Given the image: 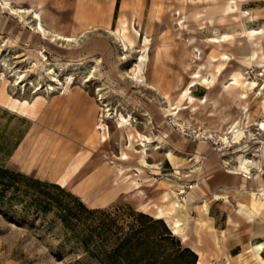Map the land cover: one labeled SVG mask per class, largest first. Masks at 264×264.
Wrapping results in <instances>:
<instances>
[{
  "label": "rangeland",
  "instance_id": "374dc122",
  "mask_svg": "<svg viewBox=\"0 0 264 264\" xmlns=\"http://www.w3.org/2000/svg\"><path fill=\"white\" fill-rule=\"evenodd\" d=\"M10 1L14 6L30 7L29 0ZM226 1L217 0V7L206 8L201 1L184 0H45L44 26L77 39L71 45L58 41L57 55L56 45L38 39L27 25L16 26L18 18L0 8V24H3L0 72L7 79V93L29 101L40 95L32 112L13 111L0 103V264H134L132 244L124 246L127 252L116 249L124 236L131 238L133 232L141 230L140 223L145 221L141 215L157 221L156 234L150 230L151 235L147 236L143 231L145 245L134 253L152 256L150 263L183 264L175 263L173 254L192 252L197 256L195 264L197 261L260 264L254 259L251 247L264 242V235H255L253 226L237 213L238 196L232 189L239 190L242 184L254 189L264 186V130L257 125L264 119V93L263 97L257 94L264 83V59L260 58L264 53V33L258 41L249 40L247 35L251 29L264 31V0H235L237 8L225 14L219 5ZM176 10L179 13L175 14ZM179 16H183L182 26L178 24ZM13 26L23 35L9 43L12 36L6 29ZM121 26L130 32L132 27L139 30L131 52L122 51L120 42L111 33ZM223 34L227 35L226 40L211 41ZM144 37L148 39L147 81L158 78L161 91L174 104L184 105L179 112L181 124L173 122L170 116L156 118L155 112L150 114L151 109L161 108L164 98L127 78L130 64L141 53ZM253 50L257 57H251ZM211 52L214 60L210 58ZM40 53L50 63H64L63 72H77V67L85 72L75 75L73 83L60 76L67 91L56 88L53 92L35 93L48 80L45 71L38 76L32 66L34 60L43 61ZM222 53L228 58H222ZM95 58L98 61L94 62ZM92 62L96 63L95 74L85 81ZM9 67L27 69L23 71L24 82L32 81V86L23 91L21 84H15V76H8ZM217 67H220L217 73L220 80L226 81L231 71L238 70L242 79L257 83L247 91L245 99L228 102L227 121H221L223 112L213 111L210 104L199 102L205 95H215L216 90L198 83L191 86L189 93L194 97L195 109L184 97L180 98L196 69L207 76ZM95 85L101 86L104 103L110 111L130 114L140 133L149 134L143 122L152 116L156 125L153 134L166 133L176 159H189L195 153L202 156L207 147L212 148L214 165L203 175V181L197 184L196 180L188 181L185 174L189 168L174 174L163 153L166 147L160 151L148 149V165L140 173L134 170L140 166L138 158L117 159L120 143L115 117H106L105 112L102 115ZM77 92L84 97H77ZM57 115L61 117L58 129L55 128ZM99 118L106 125V141L98 135L90 139ZM231 125L244 130L245 135L238 142L231 138ZM74 127L78 130H73ZM220 135H226L230 143H222ZM135 148L139 150V146ZM240 150L248 155L254 153L252 157L260 160L261 170H251L255 180L224 170L235 165L234 156ZM83 155L86 158L80 170L65 186L57 184L55 181L64 170ZM183 165L188 166L189 162ZM119 166L128 167L124 172L139 182L138 188L124 184L116 173ZM165 176L183 185L182 193H178L179 187L173 189L184 204L181 213H158L160 206L169 209L167 202L173 197L171 190L159 183ZM43 183L56 184L64 191L45 187ZM41 192H49L61 206L67 204L79 210L78 203L82 202L96 211L84 213L81 221L68 219L65 223L60 217L62 208L53 201L45 205L46 198ZM165 192H169L168 198ZM203 207L207 209L205 212ZM176 217L179 229L173 232L172 219ZM165 229L169 237L158 240L157 234L166 235ZM261 254L264 257V252ZM166 256H170L169 260L162 261ZM183 260L187 261L188 256Z\"/></svg>",
  "mask_w": 264,
  "mask_h": 264
},
{
  "label": "bare ground",
  "instance_id": "6f19581e",
  "mask_svg": "<svg viewBox=\"0 0 264 264\" xmlns=\"http://www.w3.org/2000/svg\"><path fill=\"white\" fill-rule=\"evenodd\" d=\"M45 0H29L30 7L25 9L20 6H14L11 4L10 0H0V8L5 9L9 15L12 17L18 18V21L15 22L16 26L18 23H22V26H28L32 32L35 35H38V39H44L48 41L52 45L58 44V41L65 42L66 45H71L72 42L77 43V39L75 36L72 35H65L57 31L54 27L46 28L42 22L43 14L45 11V8L43 7V2ZM186 3H194L197 1H201L205 7L212 8L217 7V0H184ZM237 8L235 0H227L223 5H219V9H221V12L227 13L229 11H232ZM179 13L178 10L174 12ZM179 21L178 24L180 26L183 25V20H181L182 17H178ZM13 23V22H12ZM16 26H13L12 29H6L10 31V34L12 36V39L9 40V43H12L13 41H17L21 38L20 33L17 31ZM0 28L3 29V24H0ZM87 28V27H86ZM85 28V29H86ZM111 33L116 36L118 41L120 42L121 49L124 52H131L136 44V40L139 35V30L132 27V32L125 26H121L120 28H117L115 30H111ZM263 29L255 30L251 29L248 31V38L249 40H259L263 36ZM227 35H222L220 38H212L211 41L213 42H219L222 40H226ZM147 38H143V46L141 48V53H139L138 57L130 64L129 70L127 71V78L130 80V82H134L135 84H138V86L142 87L143 89L152 92L157 93L161 95L162 98H164V103L159 108V110L151 109L150 114L152 112H155L156 118L157 116L166 117L170 116L176 124H181L180 122V116L179 112L185 108L182 104H174L172 98L167 95L165 92L161 91V88L159 86L158 78H155L154 82H148L146 78V53H147ZM62 44V43H61ZM59 45H56L54 48V53L57 55V48ZM40 55L43 57V61L34 60L32 61V66L35 68V72L38 76L41 75L42 70L45 71V73L48 76V80L45 82V86L42 87V85L38 86L35 89V93H39V91L44 92H53L56 88H63V91H67V86L65 85L63 87L62 82L60 81V76L64 75L65 79L67 80V83H73L75 79V75H78L79 73L85 72V69L78 68L77 72L74 71H67L63 72L64 63H61L59 61L55 63H50L47 60V56H45L43 53H40ZM222 58L226 59L228 56L225 53H222ZM251 57H257L256 50H253L251 52ZM122 58H125V55L122 56ZM210 58L215 59V56L213 53H210ZM261 59H264V53H261L260 55ZM2 64L4 66L8 67V63L5 61V59L1 58ZM98 61L97 58L94 59ZM10 73L8 76H15V84H21V88L24 91L25 88L32 86V81L24 82L25 79V73L23 71H26L27 69L20 70L19 68H12L9 67ZM96 70V63H91L88 67V75L85 77V81H90L91 77L94 76V71ZM220 67H217L215 72H210L207 76H203L199 73V69H196L193 74L191 75V81L189 83V86H187L183 92H180V98H185L187 100V103H190V107L192 109H195V105L193 104L194 97L190 95V88L195 83H198L200 85H203L205 88L210 90H216V94L213 96H203L199 99V102L203 105L210 104L213 111H219L223 112L222 120L221 121H227L230 119V114L225 113V108L228 105V102L230 100L236 99V100H242L247 97V91L252 90L257 83L255 81H246L242 79L241 73L238 70L231 71L227 77L226 81L224 79H219L217 77V73H219ZM4 73L0 72V103H3L7 108L13 111L18 112H32L35 108V105L37 103L38 98L40 95H36L32 100H27L25 98H18L14 97L7 93L6 90V82L7 79L4 77ZM24 82V83H23ZM228 82L227 84H225ZM96 88V101L99 102V108L102 109V115L103 112H105L106 117H109L110 115H113L115 117V128L118 133V139L120 143V151L119 156L117 159L122 161H130L133 158H138V162L140 166H137L134 168V170L137 173L142 172V167L147 166V157L149 156L147 154L148 149L152 148L154 150L160 151L164 149L163 153L164 156H166L169 160V162L172 165V168L175 170L174 174H179L180 169L189 168L185 176L191 180H196V184L203 181V175L209 171V169L212 167L213 163V157L214 153L212 152V148L207 147V149L204 151V153L201 155L195 153L192 154L189 159L182 158L176 159L173 152L170 143H168V138L166 133L163 131H160L159 135H155L152 132V129L155 128V120H153L152 116L149 115L143 122L144 126L149 131V134H142L140 133L136 127L134 126L130 114H123L122 112H118L116 109L111 110L108 107L106 103H104L102 92H101V86L95 85ZM263 90H264V83L259 88L258 93L259 95H262L263 97ZM161 110V112H160ZM148 115V113H142V115ZM60 119L58 115L55 118V128L58 129L60 126ZM259 129L264 130V119L261 120L259 123ZM231 138L233 141L238 142L240 137L245 135L244 130L242 128L236 127V125H231ZM96 135L99 136V139L102 141L107 140V130L106 125L103 123V120L99 118V120L94 124V131L93 135L90 139L95 138ZM196 136H199L197 134ZM208 138V137H204ZM220 140L222 143H230L229 140H227V136L220 135ZM135 145L139 146V150L135 148ZM219 149V148H218ZM252 155H248V153L245 152V150H240L239 153H236L234 156L235 159V165L231 167H227L224 170L228 173L233 174H241L246 178H251L252 180H255L256 177H251V170H261L260 168V160L255 159L254 153H251ZM105 156V155H104ZM106 157V156H105ZM86 155L81 156L78 158L75 162L71 163L64 172L57 178L55 181L60 186H65L68 182V180L80 170V168L83 166L85 161ZM226 162V160H223ZM189 162L188 166H184L183 164ZM214 165V163H213ZM128 167H117L116 173L121 175V178L125 185L129 187L138 188L139 182L134 178L131 177L128 173H125L124 171L127 170ZM237 177V176H235ZM159 183L164 186V188L171 190V193L173 194V197L169 199L167 202V205L169 206V209H165L164 207L158 208V213H166L168 215L171 214V212L174 213H181L184 210V204L180 201L178 198V193L184 192L183 185L180 183H177L173 178L171 177H162L159 180ZM194 185H188V187L193 188ZM179 187V192H174L173 189ZM237 189V188H236ZM230 191V190H229ZM237 196H238V209L237 213L244 216L247 222L253 226L254 234L264 235V186L261 185L258 188L253 187H247V185L242 184L239 190H234ZM138 193H140V190H137ZM216 197L219 195L217 193L214 194ZM165 197H169V192H165ZM206 207L202 208V211H206ZM171 228L173 232H177L179 229V219L176 217L172 219V225ZM264 249V242H258L254 244L251 247V252L254 257V259L259 262L260 264H264V259L261 257V252ZM197 253V252H196ZM197 264H200L199 261H197Z\"/></svg>",
  "mask_w": 264,
  "mask_h": 264
},
{
  "label": "trees",
  "instance_id": "16d2710c",
  "mask_svg": "<svg viewBox=\"0 0 264 264\" xmlns=\"http://www.w3.org/2000/svg\"><path fill=\"white\" fill-rule=\"evenodd\" d=\"M43 185L45 187H55L60 191H64L63 187H60L56 184L53 183H43ZM42 195L45 196L46 201L43 202L45 203V205H50V202H54L56 203V205L58 204V199H55V197L51 196L49 194V192H41ZM79 206V210H74L71 207H68L67 204H65L64 206L59 205L58 207L62 208L61 213H60V217L62 219L63 222L67 223L68 219H75L76 221L82 219V216L84 213L90 214L96 211V209H89L87 208L82 202L78 203ZM43 207H47V206H43ZM145 218V221L140 223V229L139 231H135L132 233L131 238H128L129 235L124 236L122 241L120 242L119 246L117 247L116 250H120V249H125V251L127 252L126 248L124 246L128 245V244H132V246H130V248L132 247L133 252L136 253L139 251V248L143 247L145 245V235L143 234L146 232L147 236H150V230L153 231V234L155 232V228H154V224L157 223V221L152 220L150 217L145 216V215H141ZM143 228V229H142ZM166 230V229H165ZM166 235H162V234H157L158 236V240H164L165 238L163 237H169V232L166 230L165 231ZM141 251V250H140ZM185 251L189 252L190 251L188 249H185ZM131 254L132 259H133V263L134 264H139V262L144 261V264H153L152 262L150 263V261H152V256H149L147 254ZM127 255V254H126ZM188 256V260L184 261L183 259L185 258V256ZM168 257L170 256H166L162 258V261H166L169 260ZM127 259V258H126ZM197 259L196 254H193L192 252L190 254H173V261H175V263H181L183 262V264H195Z\"/></svg>",
  "mask_w": 264,
  "mask_h": 264
},
{
  "label": "crops",
  "instance_id": "0c3cea01",
  "mask_svg": "<svg viewBox=\"0 0 264 264\" xmlns=\"http://www.w3.org/2000/svg\"><path fill=\"white\" fill-rule=\"evenodd\" d=\"M76 94L78 95L77 97H79V98L81 97V95L83 96V93H80V92H77ZM75 104H77V102ZM76 106H78V105H76ZM73 130H78V128L77 127H74ZM257 237H258V235H257ZM262 252H264V249L262 250ZM260 255L264 259V257L262 256V254H260Z\"/></svg>",
  "mask_w": 264,
  "mask_h": 264
}]
</instances>
